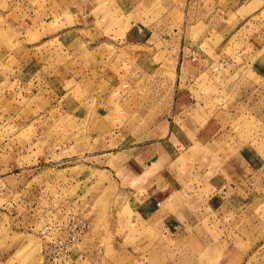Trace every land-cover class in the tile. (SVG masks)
I'll return each instance as SVG.
<instances>
[{"label": "rangeland", "instance_id": "1", "mask_svg": "<svg viewBox=\"0 0 264 264\" xmlns=\"http://www.w3.org/2000/svg\"><path fill=\"white\" fill-rule=\"evenodd\" d=\"M161 146L183 199L211 156L264 161V0H0V264H41L38 219L68 213V264H264V172L210 235L141 220L164 211L120 151Z\"/></svg>", "mask_w": 264, "mask_h": 264}, {"label": "crops", "instance_id": "2", "mask_svg": "<svg viewBox=\"0 0 264 264\" xmlns=\"http://www.w3.org/2000/svg\"><path fill=\"white\" fill-rule=\"evenodd\" d=\"M162 148L163 146L158 152L148 154L146 150H142V147L139 151L137 148H129L120 151L122 155L119 158L122 157L120 163L125 175L123 178L128 183L123 190L129 194L130 198L134 196L138 201L146 202L149 206L159 207L164 211L163 215L156 216L154 219L148 215L141 220L144 222L148 220L155 226L154 230L162 231L164 234L170 232L173 237L179 234H185V237L192 236L194 231L198 232L196 229L207 232L211 222L219 220L215 218L216 212L213 213L223 203L224 198L220 196V190L227 191L236 189L244 183L249 184L251 179L257 180V176L264 172L262 159L242 155L236 160L222 161L219 157L214 159V156H211V160L203 164V179L200 180L197 174L199 181L204 182L199 188L201 193H198L197 197L183 199L177 195L178 191L175 187L177 173L175 174L176 170H173V160L170 159L165 164L164 157L169 155ZM114 153L119 155V152L111 154ZM238 154L241 155V152ZM258 165H262L260 169ZM199 209L202 211L197 213ZM151 214L154 213L151 212ZM208 234L210 235L209 232Z\"/></svg>", "mask_w": 264, "mask_h": 264}, {"label": "built area", "instance_id": "3", "mask_svg": "<svg viewBox=\"0 0 264 264\" xmlns=\"http://www.w3.org/2000/svg\"><path fill=\"white\" fill-rule=\"evenodd\" d=\"M38 220L43 224L39 230L43 240L41 264H68L70 251L87 230V222L71 213L49 221L41 216Z\"/></svg>", "mask_w": 264, "mask_h": 264}]
</instances>
